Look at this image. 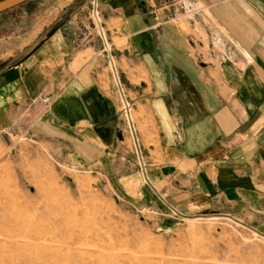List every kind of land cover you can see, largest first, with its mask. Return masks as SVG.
<instances>
[{"label":"crops","instance_id":"crops-1","mask_svg":"<svg viewBox=\"0 0 264 264\" xmlns=\"http://www.w3.org/2000/svg\"><path fill=\"white\" fill-rule=\"evenodd\" d=\"M96 1L102 31L122 42L116 64L145 155L142 173L122 178L126 200L181 219L224 214L264 235V0ZM85 8L0 70V107L39 98L37 128L90 168L134 144L120 89L96 65L99 27L89 44L77 18ZM36 28L9 39L28 45Z\"/></svg>","mask_w":264,"mask_h":264},{"label":"rangeland","instance_id":"rangeland-1","mask_svg":"<svg viewBox=\"0 0 264 264\" xmlns=\"http://www.w3.org/2000/svg\"><path fill=\"white\" fill-rule=\"evenodd\" d=\"M82 6L86 8L77 18L90 44L88 33L98 26L96 0H32L0 14V70L22 62ZM34 26L38 36L30 44L24 37L10 41ZM98 39L96 65L111 72L110 81L122 90L120 101L131 107L115 59L114 46L122 42L115 39L113 46L106 32ZM42 101L48 105L50 98ZM4 106L0 264H264V235L233 217L206 213L181 219L171 211H142L131 205L122 192L128 179L122 178L132 170L142 173L134 146L131 153L119 149L109 162L81 167L74 163L80 156L74 148L66 149L65 141L44 136L37 128L45 111L39 98L15 109ZM136 148L143 159L142 147Z\"/></svg>","mask_w":264,"mask_h":264},{"label":"built area","instance_id":"built-area-1","mask_svg":"<svg viewBox=\"0 0 264 264\" xmlns=\"http://www.w3.org/2000/svg\"><path fill=\"white\" fill-rule=\"evenodd\" d=\"M184 7V6H183ZM185 8V7H184ZM93 12H94V17H95V19H96V22L98 23V27H99V29H98V31H99V35H100V37H102L103 36V31H102V29H101V27H100V22H99V19H98V12H97V10L96 9H94L93 10ZM183 14H184V17H186V16H190V15H192L193 14V11H191V10H187V9H183ZM108 60H109V64H111V60H110V56H108ZM113 75V74H112ZM119 89H120V85H116ZM121 89H120V95H121ZM121 110L123 111V115H124V119H125V121H126V124H128V131H130V135H131V137H132V141H133V144H134V147H135V149H136V151H137V153H138V160H139V162H140V164H139V166H140V168L142 169L143 168V159H142V157H141V154H140V156H139V153H140V151H139V148H136L137 146L139 147V145H138V141H137V139H136V134H135V129H134V126H133V124H132V116H131V107H130V105L127 103V101L125 100V101H121Z\"/></svg>","mask_w":264,"mask_h":264},{"label":"water","instance_id":"water-1","mask_svg":"<svg viewBox=\"0 0 264 264\" xmlns=\"http://www.w3.org/2000/svg\"><path fill=\"white\" fill-rule=\"evenodd\" d=\"M30 1L32 0H0V14L5 13Z\"/></svg>","mask_w":264,"mask_h":264},{"label":"trees","instance_id":"trees-1","mask_svg":"<svg viewBox=\"0 0 264 264\" xmlns=\"http://www.w3.org/2000/svg\"><path fill=\"white\" fill-rule=\"evenodd\" d=\"M57 29H59V26L54 27V28L52 29L50 35H51L52 33H54Z\"/></svg>","mask_w":264,"mask_h":264},{"label":"bare ground","instance_id":"bare-ground-1","mask_svg":"<svg viewBox=\"0 0 264 264\" xmlns=\"http://www.w3.org/2000/svg\"><path fill=\"white\" fill-rule=\"evenodd\" d=\"M61 248V247H60ZM86 255V254H85Z\"/></svg>","mask_w":264,"mask_h":264}]
</instances>
